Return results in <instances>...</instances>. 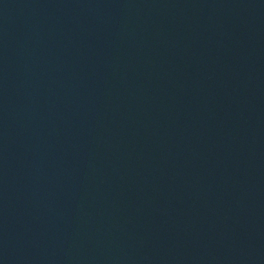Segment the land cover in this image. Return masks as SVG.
<instances>
[{
    "label": "water",
    "instance_id": "1",
    "mask_svg": "<svg viewBox=\"0 0 264 264\" xmlns=\"http://www.w3.org/2000/svg\"><path fill=\"white\" fill-rule=\"evenodd\" d=\"M0 264H264V0H0Z\"/></svg>",
    "mask_w": 264,
    "mask_h": 264
}]
</instances>
